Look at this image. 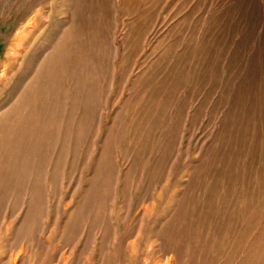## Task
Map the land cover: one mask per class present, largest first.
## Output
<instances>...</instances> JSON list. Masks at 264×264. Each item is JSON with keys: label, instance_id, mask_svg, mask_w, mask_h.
I'll return each mask as SVG.
<instances>
[{"label": "rangeland", "instance_id": "obj_1", "mask_svg": "<svg viewBox=\"0 0 264 264\" xmlns=\"http://www.w3.org/2000/svg\"><path fill=\"white\" fill-rule=\"evenodd\" d=\"M0 264H264V0H0Z\"/></svg>", "mask_w": 264, "mask_h": 264}]
</instances>
